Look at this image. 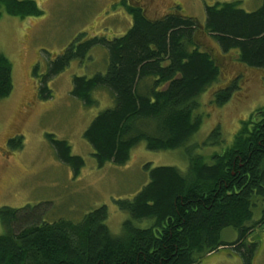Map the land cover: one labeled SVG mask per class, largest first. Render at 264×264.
Instances as JSON below:
<instances>
[{
  "label": "trees",
  "instance_id": "trees-1",
  "mask_svg": "<svg viewBox=\"0 0 264 264\" xmlns=\"http://www.w3.org/2000/svg\"><path fill=\"white\" fill-rule=\"evenodd\" d=\"M121 6L133 21L127 33L84 42L80 36L52 62L40 87L41 96L50 98L47 78L95 45L107 49L106 73L75 76L72 89L86 107L98 103L93 93L100 88L109 89L115 99V105L101 111L84 132L100 167L125 164L142 141L150 150L186 145L203 124L198 98L223 78L224 59L264 69V0L255 11L243 9L240 1L208 5L205 23L184 15L180 6L157 19L140 4L122 0ZM2 7L14 16L44 13L35 0H0ZM206 37L215 40L219 55L207 48ZM242 79L243 74L236 73L228 87L218 89L215 102L226 104ZM13 89V64L1 54L0 101ZM47 136L58 158L78 175L84 158L73 154L67 140ZM221 136L216 127L205 143L222 146ZM15 146H23L20 138ZM187 151V172L146 165L147 185L133 199L117 202L131 216L120 235L106 223L107 206L79 223L48 222L29 205L1 207L0 222L6 231L0 234V264H199L224 247L234 248L244 264H252L258 242L249 243L248 236L256 237L260 234L256 229H264V106L241 123L233 142L211 156L212 163L193 154L191 147ZM256 199L263 201L262 217L250 224ZM143 219L153 222L137 227L134 221ZM227 227L239 231L235 242L221 240Z\"/></svg>",
  "mask_w": 264,
  "mask_h": 264
},
{
  "label": "rangeland",
  "instance_id": "rangeland-1",
  "mask_svg": "<svg viewBox=\"0 0 264 264\" xmlns=\"http://www.w3.org/2000/svg\"><path fill=\"white\" fill-rule=\"evenodd\" d=\"M35 1L44 12L40 16H14L4 7L0 8V55L12 62L14 82L12 93L0 101V208L20 209L29 205L41 212L48 222L66 219L79 223L85 215L107 206L106 223L113 234L120 235L123 223L131 216L121 210L117 202L133 199L147 185V164L150 167L175 166L187 172L190 147L193 154L202 155L207 163H212L211 156L233 142L241 123L264 106V69L224 59L221 62L226 68L223 78L198 98L203 124L186 145L174 150H150L142 141L131 150L125 164L109 162L100 167L84 132L101 111L115 105V99L109 89L100 88L93 93L98 103L86 107L72 95V89L75 76L106 73L107 49L95 45L84 57L73 59L59 74L47 78L46 84L52 92L50 98L41 96L40 87L52 62L80 36L81 42L95 37L123 36L133 24L132 17L121 6L122 0ZM128 1L137 4L141 0ZM229 1H240L247 11H255L263 3V0H143V3L155 19L180 6L184 15L205 23L208 5ZM205 40L207 48L219 55L215 40L211 37ZM238 72L244 79L230 100L218 105L216 92L228 87L234 79L231 77ZM216 127H220L222 133V146L205 143ZM48 134L67 140L73 154L84 158L85 165L78 175L71 165L58 158ZM18 138L23 143L20 148L15 146ZM255 204L250 224L262 217L263 201L256 199ZM152 222L153 219L134 221L140 228H147ZM5 231L0 222V234ZM256 231H260L258 236L251 234L247 239L249 243L254 239L258 242L251 262L264 264V229ZM238 238L239 231L233 227L222 231L221 240L225 243ZM199 264H244V258L234 248L224 247L204 257Z\"/></svg>",
  "mask_w": 264,
  "mask_h": 264
},
{
  "label": "flooded vegetation",
  "instance_id": "flooded-vegetation-1",
  "mask_svg": "<svg viewBox=\"0 0 264 264\" xmlns=\"http://www.w3.org/2000/svg\"><path fill=\"white\" fill-rule=\"evenodd\" d=\"M133 1H134V0H133ZM139 2H140V5H141V6H143L144 8L147 9L146 5L143 3V0H141V1H137L136 3L139 4ZM229 60L232 61L231 58H229ZM232 62H233V61H232ZM225 69H226V68H224V70H225ZM235 75H236V74H235ZM233 78H234V77H231V79H233Z\"/></svg>",
  "mask_w": 264,
  "mask_h": 264
}]
</instances>
